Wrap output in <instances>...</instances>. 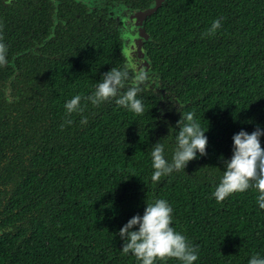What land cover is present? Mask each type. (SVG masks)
<instances>
[{
  "label": "trees",
  "instance_id": "trees-1",
  "mask_svg": "<svg viewBox=\"0 0 264 264\" xmlns=\"http://www.w3.org/2000/svg\"><path fill=\"white\" fill-rule=\"evenodd\" d=\"M107 1L136 12L155 0ZM107 10L88 14L60 0L54 26L51 0H0L8 60L0 66V264H139L121 253L118 231L156 199L169 203L171 226L196 247L195 264L264 257L256 191L220 203L212 196L232 136L264 128V0H168L146 19L143 46L167 96L145 79L141 115L113 99L96 107L82 100L83 112L66 116L67 100L88 96L127 62ZM217 18L221 27L204 35ZM185 112L206 132V155L153 184L151 148L161 140L171 159Z\"/></svg>",
  "mask_w": 264,
  "mask_h": 264
},
{
  "label": "clouds",
  "instance_id": "clouds-1",
  "mask_svg": "<svg viewBox=\"0 0 264 264\" xmlns=\"http://www.w3.org/2000/svg\"><path fill=\"white\" fill-rule=\"evenodd\" d=\"M221 27L220 19L211 22L204 35H213ZM8 63L7 47L0 43V66ZM133 74L132 83L121 94L129 73ZM145 73L138 70L137 66L127 61L121 68H111L96 82L94 91L86 97L80 94L73 95L63 107L66 116L80 114L87 101L93 107L99 106L110 100L115 101L136 115L144 112L142 99L139 98L140 85L145 80ZM71 124V119L66 120ZM80 123H87V118L81 116ZM175 147L171 159L165 156L164 145L158 141L150 151L151 169L150 180L158 183L162 177L170 176L174 172L185 171L190 161L206 155L208 139L206 132L194 119L192 112L180 114L177 121ZM264 128L257 127L251 133L241 130L232 136V155L230 159L221 157L223 165L222 175L212 193L217 203L224 201L229 196L241 193L252 188L256 191V204L264 210V148L261 146V137ZM220 168V167H218ZM221 169V168H220ZM142 215L131 217L118 231L123 241L120 249L124 255H132L139 264H158L168 258L179 261V264H195L198 260L196 247L192 246L187 238L176 231L172 225V208L164 199L145 203ZM248 264H264V257L253 255Z\"/></svg>",
  "mask_w": 264,
  "mask_h": 264
},
{
  "label": "flooded vegetation",
  "instance_id": "flooded-vegetation-1",
  "mask_svg": "<svg viewBox=\"0 0 264 264\" xmlns=\"http://www.w3.org/2000/svg\"><path fill=\"white\" fill-rule=\"evenodd\" d=\"M66 3L71 1L74 3L75 9L79 8L81 10L85 9L88 11V14H92L93 12L101 11V10H107L112 12V19L115 21L117 28L119 31H121L122 39L124 42V53L127 48L131 46L133 41L137 38V31L133 27V21H130L131 14H134L135 11L129 10L127 6L124 4H108L107 0H64ZM58 2L60 0H51L52 6L55 7V14L53 15L54 19V26L58 25V20L56 18L57 14V7ZM68 6V5H67ZM68 9H71L69 6ZM39 9L48 10V7L46 5H40ZM135 22L137 20H134ZM129 40L130 43L128 45L126 44V41ZM145 56V54H144ZM146 57V56H145ZM127 61H129L127 59Z\"/></svg>",
  "mask_w": 264,
  "mask_h": 264
},
{
  "label": "water",
  "instance_id": "water-1",
  "mask_svg": "<svg viewBox=\"0 0 264 264\" xmlns=\"http://www.w3.org/2000/svg\"><path fill=\"white\" fill-rule=\"evenodd\" d=\"M168 0H155L149 9L145 11H136L131 14L130 21H133V27L137 31L140 38L136 40L133 46L129 49L130 54L125 50V57L130 60V58H135L136 61L142 62L144 55V43L150 38L149 34L145 31V21L148 17L154 15ZM134 20H137L136 22ZM145 65V62L142 64Z\"/></svg>",
  "mask_w": 264,
  "mask_h": 264
},
{
  "label": "rangeland",
  "instance_id": "rangeland-1",
  "mask_svg": "<svg viewBox=\"0 0 264 264\" xmlns=\"http://www.w3.org/2000/svg\"><path fill=\"white\" fill-rule=\"evenodd\" d=\"M138 38H140L139 35H137V38L133 41V43L131 44V46L126 49L127 50V53L130 54L129 49L133 46L134 42L136 40H138ZM128 43H130L129 40L126 41V44L127 45H128ZM129 61L133 62L137 66L138 70L143 71L145 73V77H146L145 79L148 80V82L150 84V87L155 92H157L158 94H160V96L164 99L167 96V93L163 90L162 85H161V83L159 81V78L156 75H154L153 73H151V71L149 69V66H148V63H147L146 57L143 55L142 62L136 61V59L134 57L133 58H130ZM144 62H145V65H142Z\"/></svg>",
  "mask_w": 264,
  "mask_h": 264
}]
</instances>
